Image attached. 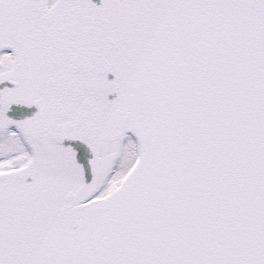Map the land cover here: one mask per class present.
Instances as JSON below:
<instances>
[{"label":"snow or ice","instance_id":"1","mask_svg":"<svg viewBox=\"0 0 264 264\" xmlns=\"http://www.w3.org/2000/svg\"><path fill=\"white\" fill-rule=\"evenodd\" d=\"M0 264H264V0H0Z\"/></svg>","mask_w":264,"mask_h":264}]
</instances>
